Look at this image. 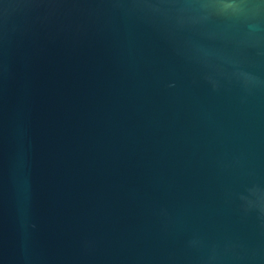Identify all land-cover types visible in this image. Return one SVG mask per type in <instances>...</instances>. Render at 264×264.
Wrapping results in <instances>:
<instances>
[{
    "label": "water",
    "instance_id": "1",
    "mask_svg": "<svg viewBox=\"0 0 264 264\" xmlns=\"http://www.w3.org/2000/svg\"><path fill=\"white\" fill-rule=\"evenodd\" d=\"M0 264H264V0H0Z\"/></svg>",
    "mask_w": 264,
    "mask_h": 264
}]
</instances>
